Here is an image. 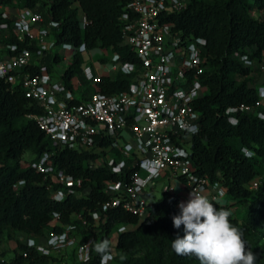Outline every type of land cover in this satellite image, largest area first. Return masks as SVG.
<instances>
[{"label": "trees", "instance_id": "obj_1", "mask_svg": "<svg viewBox=\"0 0 264 264\" xmlns=\"http://www.w3.org/2000/svg\"><path fill=\"white\" fill-rule=\"evenodd\" d=\"M128 1L0 0V4L10 9L32 10L41 15L43 24H57L56 29L50 30L54 43L69 45L71 54L70 63L56 80L72 90L73 78L87 85L82 77L83 52L109 50L121 63H137L121 37L120 17ZM161 22L170 24L182 37L205 41L200 50L204 71L198 80L206 87V93L194 103L199 113L198 131L189 140V161L195 175L205 177L210 183L217 182L224 191L226 202L222 205L214 202L218 208L242 209L238 219L229 212V220L242 231L247 249L256 254L255 264H261L264 260V119L248 112L237 114L236 124L230 125L223 112L239 104H253L259 97L257 87H264V0H187L183 10L165 13ZM5 23L7 28L0 31V54L10 55L13 53L4 49L7 45L15 44L19 50L26 47L27 41L18 43L11 30V20ZM238 55H245L251 65H243ZM60 60L56 54H45L37 60V65L27 66L24 71L37 74L42 66L52 73ZM132 79L117 72L100 78L83 92L117 94L126 90ZM37 114L38 107L24 97L18 86H9L0 78V242L13 240L16 234L41 239L47 230L59 233L63 227L74 225L79 243L92 235L95 244H101L109 242L114 226L131 225L132 229L114 235L111 250L116 264H200L195 257L178 256L172 250V240L184 236L183 226L176 229L172 225V217L180 211L177 195L161 191L158 199L145 205L146 215L142 219L120 208L103 211L100 206L109 198L103 192V183L116 181L119 176L106 167L89 168V162L98 155L53 146L35 121L27 118ZM241 149L251 156H244ZM43 153L51 154L49 163L55 170L78 180L74 186L76 195H65L60 202L49 198L60 187L30 167ZM24 155L29 156L27 161L22 160ZM257 178L260 183L256 189H248ZM49 183L51 189L46 188ZM78 213L88 221L87 227L80 228L73 219ZM91 213L97 214L94 223ZM52 221L57 225L48 228ZM92 224L96 227L92 228ZM96 249L97 245H92L89 259L80 263L75 261L73 253L69 260L43 256L34 246L16 243L12 257L1 258L0 264H102L109 249L103 254Z\"/></svg>", "mask_w": 264, "mask_h": 264}, {"label": "built area", "instance_id": "obj_2", "mask_svg": "<svg viewBox=\"0 0 264 264\" xmlns=\"http://www.w3.org/2000/svg\"><path fill=\"white\" fill-rule=\"evenodd\" d=\"M186 1L129 0L120 17L121 37L137 63H121L115 53L104 50L109 52V68L97 73L95 67H84L82 77L87 85L73 78L70 82L76 88L72 86V90L42 66L37 74L24 71L27 66L37 65L45 54L59 55V47L65 46L62 50L71 53L69 45L54 43L50 30L56 29L57 24H43L41 15L32 10L10 9L0 4V19L4 21L0 23V31L11 20L17 42L27 41L26 47L19 50L15 44L4 48L13 54H0V78L9 86H18L24 97L38 107L39 114L27 118L35 121L53 146L98 155L88 167H106L119 176L116 181L103 183V192L109 196L100 206L103 211L120 208L137 219L144 218L155 182H163L161 191L174 194L179 189L189 194L193 191L213 203L224 197L219 184L195 175L189 161V140L196 133L190 129H198L199 113L194 103L206 93V87L198 80L204 71L200 50L205 41L182 37L170 24L161 22L165 13L183 10ZM31 46L33 50L28 49ZM237 58L243 65H251L245 55ZM259 69L263 71L262 66ZM117 72L133 77L126 90L105 96L97 91L83 92L100 78ZM258 96L251 105L225 109L226 121L234 125L237 114L248 112L264 119V87ZM241 152L251 156L244 149ZM50 155L41 154L30 167L60 187L49 195L51 200L60 202L65 195H76L74 186L79 182L55 170L49 163ZM146 163L151 167H145ZM50 183L47 189H51ZM259 183L260 178L253 180L248 189H256ZM89 216L94 223L97 214ZM73 219L80 228L89 225L79 213ZM79 240L75 226L67 225L59 233L48 231L44 245L34 249L43 256L64 257L73 253L75 261L82 263L89 259L92 245L100 243L95 244L92 235L81 243Z\"/></svg>", "mask_w": 264, "mask_h": 264}, {"label": "clouds", "instance_id": "obj_3", "mask_svg": "<svg viewBox=\"0 0 264 264\" xmlns=\"http://www.w3.org/2000/svg\"><path fill=\"white\" fill-rule=\"evenodd\" d=\"M196 132L195 127L190 129ZM145 167H151L146 163ZM175 190V188H172ZM179 214L172 217L176 229L183 226L184 236L172 240V250L178 256L195 257L200 264H255L256 254L248 250L243 233L229 220L230 213L218 208L204 195L189 194L188 201L178 204ZM107 241L97 246L105 253Z\"/></svg>", "mask_w": 264, "mask_h": 264}, {"label": "rangeland", "instance_id": "obj_4", "mask_svg": "<svg viewBox=\"0 0 264 264\" xmlns=\"http://www.w3.org/2000/svg\"><path fill=\"white\" fill-rule=\"evenodd\" d=\"M17 9V8H14ZM65 46H62L61 48H58L59 51V57L61 58V62L56 64V66L52 69V77L56 78L58 76H60L63 72V70L65 69V67L70 63V52L68 50H62L65 49ZM82 57V61L83 64L88 66L90 65V67H95V70L97 73L100 72H105L109 66H110V57H109V52L108 51H104V50H100V49H95L92 50L91 52H83L81 54ZM105 58V65H100L98 62V59H104ZM73 86V88H76L75 85L71 84ZM263 88V86H258L257 87V92L259 93L260 90ZM29 159L28 155H24L22 157V160L27 161ZM153 191H152V195L150 197V199L148 200V202L152 201V200H156L160 197V193H161V188H162V184L163 182H155L153 183ZM183 192H185L188 196L189 193L185 190H183ZM179 199L181 201H179V203L181 202H187V200H184V198L179 197ZM218 204L222 205L224 204L226 201L224 198H218L216 201ZM229 212L232 214L233 217L235 218H239L240 214L242 213V209L238 208V207H231L229 209ZM57 222L56 221H52L49 227H53L56 226ZM132 229L131 225H116L114 226L112 232L109 235V242H108V249H110L111 247H113L114 244V235L120 231H127ZM47 232L48 230L44 233V236L41 239H34V238H30V237H26L24 235L21 234H16L15 235V239L13 240H8V239H2L0 242V253L2 255V257L0 256V259H10L12 257V250L15 248V244L16 243H21V244H25L28 246H40V245H44V239L47 236ZM63 258H66L67 260H69V256L65 255ZM102 264H116L113 259H112V250L110 249V251L107 253V255L105 256V258H103L102 260ZM261 264H264V260L261 261Z\"/></svg>", "mask_w": 264, "mask_h": 264}, {"label": "crops", "instance_id": "obj_5", "mask_svg": "<svg viewBox=\"0 0 264 264\" xmlns=\"http://www.w3.org/2000/svg\"><path fill=\"white\" fill-rule=\"evenodd\" d=\"M62 60H63V59H62ZM62 60H60L59 63H60ZM57 64H58V63H57ZM88 66H89V65H88ZM84 67H86V65H84L83 68H84ZM83 68H82V69H83ZM56 78H57V77H56ZM56 78H55V80H56ZM175 195H177L178 198L181 197V198H184V200H187V201H188V199H189V196H188L185 192H183V189H181V190H180V189H179V190H176V191H175ZM179 201H181V200L179 199ZM110 249H111V248H110ZM110 249H109V251H110ZM106 255H107V254H106ZM106 255H105V256H106ZM105 256H104V258H105Z\"/></svg>", "mask_w": 264, "mask_h": 264}]
</instances>
